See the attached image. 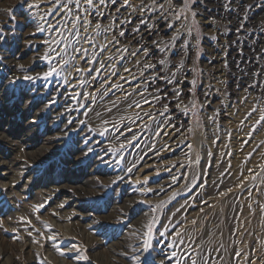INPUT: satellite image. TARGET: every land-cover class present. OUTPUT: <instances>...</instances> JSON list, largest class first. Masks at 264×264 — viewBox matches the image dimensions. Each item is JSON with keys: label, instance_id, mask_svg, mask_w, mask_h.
I'll return each instance as SVG.
<instances>
[{"label": "rangeland", "instance_id": "374dc122", "mask_svg": "<svg viewBox=\"0 0 264 264\" xmlns=\"http://www.w3.org/2000/svg\"><path fill=\"white\" fill-rule=\"evenodd\" d=\"M185 2L0 0V264H134L149 221L155 264H264V121L255 123L264 109V0ZM145 8L164 18L148 41L158 80L145 100L181 129L184 150L145 159L150 167L136 180V157L152 136L128 144L113 129L135 93L130 83L113 87L122 63L109 48L122 22ZM132 28L142 26L120 30V47ZM97 49L113 57L93 91L80 77L94 79ZM51 66L57 74L47 79H23ZM56 233L55 242L44 238ZM85 252L89 259H75Z\"/></svg>", "mask_w": 264, "mask_h": 264}, {"label": "bare ground", "instance_id": "6f19581e", "mask_svg": "<svg viewBox=\"0 0 264 264\" xmlns=\"http://www.w3.org/2000/svg\"><path fill=\"white\" fill-rule=\"evenodd\" d=\"M146 8H145V10H146L145 14H142L141 16L135 15L132 18L133 23L129 22L128 19L124 20V22H122L123 28L120 30L126 29L127 27L130 28V27L134 26L135 24H138V22H140L142 28H139V30H137V31L134 28L129 29L128 30L129 41L126 42V45H123L121 47L119 45L120 41H122L124 39L122 38V40H121V37L119 35L120 30H118V29L115 30L116 35L112 37V41L115 42V44H113L109 48V50H110V49L115 47V50H114L115 58H118V61H120L122 63L119 71L113 75L114 76L113 77V79H114L113 84L119 85V87H118L119 88L118 91H119L120 88H122V87H124L130 83V88H131V90H133L132 93H135V94H132L129 99H125V101L122 103L124 105V109L127 108V110L126 109H125L126 111L122 110L123 111L121 113L122 119L120 121L118 120L116 122H113L114 123L113 129L117 130L119 132V135L122 133H125V135L127 134L128 144L130 142H132L134 144H136V143L139 144V142L143 139V137L145 138L147 136H150V137L152 136V141L149 144H147L145 148H142L143 150L141 152L139 151L140 153L136 157L138 160H137V163L135 165H137L140 162L143 163V166H141L139 169V174L137 176H135L136 180H141L140 177L142 176L143 172L146 171V169L150 167V164H146L147 161L145 159H159L160 153H162L163 156L168 155L170 157L171 155H169V154H171L172 151H175V153H179L180 151L184 150L181 148L183 146L182 145L183 141L181 140L182 134H179L180 132H178V130H181V129L167 125V121L165 120L167 118L162 117L163 111H162V113L161 112L158 113V111L156 110L157 106H156L154 100L150 99V100H148L147 104L144 103L145 98H146L145 94L147 93V92L145 93V91L147 89L151 88V86L153 87L155 85V82H157V80H158L157 75H156L157 74L156 68H155V65L153 64V61H152L154 55H156V50H155L154 46L152 44H150L148 41L150 39H154V37L156 36V34L159 30L160 31L163 30L162 24H163V19H164L163 15H160L161 13H159L157 11L148 12V14H147L148 9H146ZM141 21H143V23H141ZM107 39L105 41H107ZM99 49H97L96 55L93 54L94 56L92 57V58L95 57L94 62L96 63V67H95V72H94V79H96V80L94 81L93 78L89 79V76H85V77L81 76L80 78H83L86 80V81L82 80L83 84L85 82L84 89L88 88V89H93V91H96L97 89L103 87V84L99 83V81L97 80V77L99 79V76L101 75V71H103V73H104L103 68L106 67V61L105 60L108 57L109 58L113 57V53H109L107 50L102 51V52L100 51V53H99ZM144 49H147V53H148L147 55H145ZM133 52L136 53L135 56L132 55ZM146 64H153L154 67L153 68H145L144 66ZM125 69H128V71H125ZM124 73H127V74H124ZM159 73H160V71H159ZM130 75H131V77H130V79H128V77ZM76 77H75V79H76ZM159 81H160V78H159ZM69 82L70 81H68V83ZM105 82H108V81L106 80ZM75 83H78V82L75 81V82L71 83L70 85L75 84ZM95 87H97L96 90L94 89ZM105 88H107V87L105 86ZM71 89H76V91L74 92V93H76L75 97H79L81 90L78 89V85H76L75 87H72ZM125 89H126V87H125ZM128 91H130V90H128ZM100 92H101V90H100ZM100 92H99V94H100ZM66 94L71 95L72 92H68ZM81 95H83V93ZM162 98H165V97H162ZM68 99L69 98H67L65 96V94L62 98L59 99V102L61 100L63 101V103H61L62 107ZM160 101H158V102H160ZM137 103L140 105V107H136ZM153 105H155V108L153 107ZM168 116H170V115H168ZM118 119H120V118H118ZM112 121H114V120H112ZM171 124H174V122ZM143 143H144V141H143ZM143 143H141V144H143ZM191 144H192L191 146H195L196 143H195V141H192ZM180 149H182V150H180ZM185 153H187V152H185ZM180 154H181V152H180ZM187 156H188V154H187ZM178 159L177 158L170 159L169 164H173L171 167H173L175 163H178V161H179ZM0 163H2V162H0ZM29 182H30V180H28L26 182V184H28ZM87 234H86V238L88 239L89 235H87ZM88 242H89V240H88ZM32 249H33V247H32ZM111 249H113V248H111ZM48 256H50V255H48ZM108 257H110V256H108ZM52 259H55V258H52ZM111 261H112V259H111ZM9 262H10V260H9ZM57 262L59 264H64V259H58Z\"/></svg>", "mask_w": 264, "mask_h": 264}, {"label": "snow or ice", "instance_id": "6c2138e0", "mask_svg": "<svg viewBox=\"0 0 264 264\" xmlns=\"http://www.w3.org/2000/svg\"><path fill=\"white\" fill-rule=\"evenodd\" d=\"M55 2L56 3H59L60 0H55ZM69 2H71V0H69ZM104 2H105V0H100V4H104ZM85 3L91 6V5H93V0H85ZM125 3H128V0H125ZM20 6L23 7V4H21ZM37 6L38 5H36V4H28V8L29 9H32L34 7H37ZM78 6H79V0H77V7ZM226 7H227V5H226ZM185 8L186 9L188 8L187 0L185 2ZM7 11H8L9 14H11L12 9L9 8V9H7ZM192 15L194 17L195 16V13L193 12ZM177 18L179 19V17H177ZM77 20H79V17H77ZM141 23H143V21H141ZM96 27H97V29H99L100 28V25L97 24ZM241 27H243V25H241ZM37 30L38 31H42V29H37ZM77 35H78V33H77ZM120 35L123 36L124 33L121 32ZM4 40H5V37L3 35V29L0 28V42H3ZM52 43L53 44H56V43H59V41L53 40ZM153 43H155V42H153ZM185 45H187V41H185ZM161 50L163 51V49H161ZM50 51H55V49H50ZM76 51H81V50L80 49H77ZM144 52H145V55L148 54L147 53V49H144ZM85 54H86V50H85ZM57 55H59V53H57ZM132 55L135 56L136 53L133 52ZM41 59L50 60L51 59V56L50 55H44L43 57H41ZM0 60H2V57H0ZM62 63H65L66 64L67 62L66 61H62ZM159 63L161 65H163L165 63V61L164 60H160ZM19 67L21 69L24 68L23 65H20ZM144 67L145 68H153L154 65L153 64H146ZM77 71H81V70L80 69H77ZM125 71H128V69H125ZM53 74H57V67L56 66H51V67H49L48 71H45L43 73H37L35 76H24L23 79L28 80V81H32L34 79H39L41 76L43 78L47 79L48 77L52 76ZM172 75L175 76V73H173ZM14 79H19V78L17 77V78H14ZM172 82H173L172 80H168V83L169 84H171ZM193 83H195V81H193ZM113 87H119V85H113ZM156 91L159 92L160 90L157 89ZM154 99L159 100L160 97L159 96H155ZM144 103L147 104L148 101L145 100ZM46 107H47V105H46ZM136 107H140V105L137 103L136 104ZM109 111H110V109H109ZM164 111L165 112L168 111L167 106H165ZM252 111H256V109H253ZM262 121H264V109H261L260 110V117H259V119L255 123L256 124H260ZM89 151H91V149H89ZM261 168L264 169V165H261ZM129 171H131V169H129ZM249 171H251V170H249ZM147 179L148 178L145 177V182H147ZM173 179L175 180V178H173ZM251 179H256V177L255 176H252ZM136 183H140V181H136ZM148 191H151V189H148ZM176 194L177 193H173V196H175ZM169 199H172V197H169ZM164 203H165V201H161L157 207H162L164 205ZM40 207H43V205H38L37 206V210ZM21 219H24V218L22 217ZM0 223H2V222H0ZM29 223H30V221H29ZM96 223L97 224H101L102 222L101 221H96ZM152 225H153V221H149V223L146 225L148 231H146L144 233V238H142V242L137 247H135L133 249V253L134 254L132 255V260H133L134 264H155L153 258L151 257V252H150L151 247H152L151 241H150V239H148V237H150V235H151ZM46 227H49L50 228L51 225H47L46 224ZM58 235H59V233H56L55 235H50V236H47V237H44V238L46 240L55 242ZM133 235H135V233ZM177 235H179V234H177ZM41 236L43 237V233H41ZM34 242L39 243V241H34ZM53 247H54V251L57 252L60 256H65V251H64L63 248L59 247L56 244H54ZM73 250H77V251H82L83 252L84 251V246L81 245L79 249H76L75 247L72 248V249H69V251H73ZM121 254L122 255H127V253H121ZM172 255L175 256L176 253H172ZM236 255L237 256H240L241 253L240 252H236ZM42 259L44 261V264H51V262L48 261L47 257H43ZM75 259L76 260H79V259H85V260H87V259H89V257L86 255V252H85L84 255H82V256H76ZM160 264H163V261H161ZM178 264H179V262H178ZM191 264H197L196 259H192L191 260ZM205 264H207L206 261H205Z\"/></svg>", "mask_w": 264, "mask_h": 264}]
</instances>
